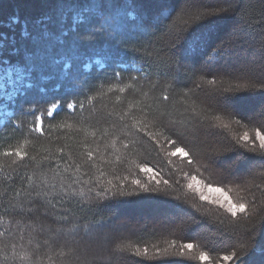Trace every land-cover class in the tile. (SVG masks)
<instances>
[{"label":"snow or ice","instance_id":"6c2138e0","mask_svg":"<svg viewBox=\"0 0 264 264\" xmlns=\"http://www.w3.org/2000/svg\"><path fill=\"white\" fill-rule=\"evenodd\" d=\"M58 2L56 30L37 21L40 30L33 37V50L25 55L23 65L4 58L0 51V111L3 114L0 127H16L15 119L25 112L18 107L19 99L34 86L31 82L34 76L46 72L52 62L59 63L53 59L58 43L65 45L64 51L72 55L73 62L79 58L76 48L79 37L73 36L71 41L62 37L72 32L93 40L100 36L114 38L127 31L136 19L126 10L130 0ZM224 5L209 11L194 4L193 0H184L179 11L194 13L192 23L175 29L179 38L177 44L166 52L160 49L148 57L151 61L148 68L167 64L170 70L175 63L178 69L180 61L175 59L176 47L187 39L192 26L214 16L233 15L237 23L232 36L221 41L213 53L227 56L231 49L242 45L241 34L247 23L230 0H224ZM70 14L71 24L68 25ZM43 20L49 21L51 17ZM170 30L166 25L164 32ZM4 39L8 37L0 33V49ZM253 43L258 55L246 63L219 69L226 79L222 78L220 86L209 93L208 107L199 112L193 109L190 115L186 114V109L185 112L170 110L167 92L157 99L155 106H142L136 101L120 112L106 110V105L96 107L94 101L104 93L88 95L91 87H86V82L81 83L70 71L71 63H65L64 77L71 79L73 86L86 96L90 107L86 120L95 122L94 131L88 133L73 123L59 124L60 129L84 131L85 140L77 142L68 136L66 139L72 143L58 147L54 154L39 160L36 156L29 157L24 144L0 153V157L13 158L0 162V173L4 175L0 181V264H45L43 256L47 257V264H52L53 257L58 264H128L129 261L132 264H192L193 261L211 264L214 234L225 232L235 236L231 245L233 251L222 253L216 264L221 261L223 264H245L249 250L255 248L257 235L264 231V31ZM18 51L13 47L9 56L17 55ZM103 58L115 63L117 69L121 67L112 54L106 53ZM96 62L101 63L100 60ZM104 67L101 64V68ZM114 75L119 79L121 71L116 70ZM41 78L46 80L51 76ZM208 83L215 84L216 80ZM126 87L129 86L120 87L119 92L124 93ZM256 97H259L258 102L246 103ZM116 99L119 101L120 97ZM61 103L59 99L52 102L46 116L52 117ZM66 107L74 112L76 99H70ZM79 110L82 115L86 111L83 101L79 103ZM28 111L34 115L29 132L44 135L45 113L35 115V107ZM213 111L217 114H211ZM102 124L107 127L101 128ZM240 129L243 131H238ZM89 135L95 140L94 146L87 141ZM153 152L167 159L172 166L169 175L175 174V181L166 179L162 169L157 170L148 162H137L140 155ZM176 157L179 165L174 164ZM30 166L33 171L26 178L20 176L19 170ZM125 168L128 174H123ZM137 169L147 179L139 178ZM204 172L209 178H203ZM213 176L218 178L217 182H211ZM14 177H18L15 187L10 183ZM181 178L185 181L183 185ZM174 185L186 189L183 203H190L199 215L185 212L175 219H159L151 226L147 220L143 224L130 220L117 224L113 223L114 215H103L108 205L167 202L166 197L174 191L178 193ZM234 189L235 197L231 195ZM188 193L200 203L189 201ZM175 200L180 201L181 196L177 194ZM205 204L209 207H204ZM217 209L232 218L227 225L218 218ZM240 216L244 217L243 223ZM193 228L199 229L197 243L183 239ZM137 230L150 237L157 233L180 234L181 242L165 239L163 246L159 242H145L143 246L125 243Z\"/></svg>","mask_w":264,"mask_h":264},{"label":"trees","instance_id":"16d2710c","mask_svg":"<svg viewBox=\"0 0 264 264\" xmlns=\"http://www.w3.org/2000/svg\"><path fill=\"white\" fill-rule=\"evenodd\" d=\"M43 1H45L44 4L41 3ZM28 2H30V5L27 4ZM150 2L158 5L152 7ZM230 2L247 23V27L241 34L244 43L231 49L226 58L216 56L213 49H216L221 41H226L232 36L237 21L233 15H219L208 18L192 26L187 33V39L179 43L182 51L175 52V59L180 61L178 69L175 63L172 64L170 70L167 64L154 65L149 69L148 64L151 61L148 57L154 56L160 49H164L166 52L169 49L166 40H173L172 45H176L179 38L175 35V29L192 23L194 13H180L179 11L184 4V0H148V3L147 0H130L126 10L132 12L136 19L130 23L127 31L114 38L100 36L93 40L88 36H80L79 33L72 32L67 37H62L65 41H71L73 36L79 37L76 42L79 58L73 62L72 55L64 51L65 45L60 43L56 45L57 51L54 52L53 59L58 60L59 63L52 62L46 72L33 77L31 82L34 86L28 89L27 94L19 99L18 107L25 109V112L15 119L16 127H0V153L24 144L29 157L36 156L39 160L50 153L54 154L58 147L72 143L66 139L68 136H72L77 142L85 140L84 131L77 132L75 128L71 131L67 128L60 129L59 124L73 123L81 129H86L88 133L94 131L92 125L95 122L89 123L86 120L90 111L86 96L81 95L80 88L73 86L71 79L64 77L63 65L65 63H71L72 68L70 71L76 74L81 83L86 82V87H91V91L87 93L88 95L96 96L97 93H104L103 96L94 101L96 107L106 105V110L120 112L126 109L129 103H135L136 101H139L142 106H155L157 99L167 92L170 96L167 102L170 110L185 112L186 109V114L190 115L193 109L199 112L207 108L210 102L209 93L220 86L222 78L226 79V77H222L219 69L229 65L246 63L257 56L253 41L260 32L264 31V0H230ZM158 6L161 8L157 9ZM198 6L212 11L225 5L224 0H214L212 3H203ZM58 7V0H0V33L8 37V39L3 40V48L0 49L3 57L9 58L13 63L19 61L23 65L25 63L23 58L33 50V37L40 30L37 21L47 23L49 28L55 31L54 22L59 19L57 15ZM44 17H51V20L44 21ZM13 18H16L15 23H13ZM66 23L71 24V14ZM166 25L171 29L168 33L164 32ZM24 32H27L28 35H23ZM196 37L200 39L196 40ZM13 47L19 49V51L17 55L9 56ZM187 51L189 54L186 53ZM106 53H110L117 58L121 66L119 69H117L115 63H109L103 58ZM97 60H100L101 63H97ZM86 64L88 65L87 68H85ZM101 64L105 65L103 69ZM136 69L143 71L137 72ZM116 70L121 71L119 79L114 75ZM145 71L147 72L146 75L144 74ZM45 75H49L51 78L42 79L41 77ZM132 77H136V79L133 80ZM210 80H216V83L209 84L208 81ZM28 82L26 81V83ZM125 85L129 86L126 87L125 92H119V88L125 87ZM110 88L113 91H109ZM144 93H147V95H144ZM118 96L120 97L119 101L116 99ZM72 98L77 101V108L74 112L69 111L66 107L67 102ZM57 99L61 100L62 103L55 110L52 117H47V108ZM258 100L259 97H256L254 100L246 101V103L251 105L258 102ZM81 101L86 106L83 115L79 110ZM32 107H35V115H39L41 112L45 113L44 135L29 132V126L34 120V115L28 110ZM136 114L139 115V112L137 111ZM211 114L217 113L213 111ZM103 127H107V125L102 124L101 128ZM238 131L242 132L243 129ZM97 135L99 136L100 132H97ZM87 141L90 145H95V140L90 135L87 137ZM11 159L13 158L0 157V162ZM173 160L175 165H179V158H173ZM137 162H148L157 170L162 169V174L170 181L177 179L175 174L169 175L172 166L168 165L167 159L158 156L156 152L150 155L147 153L140 155ZM32 171L31 166L28 169L21 168L19 174L26 178ZM135 171L139 178L147 179L144 173H139L138 169ZM122 172L128 174L126 168ZM197 175L198 178H201L199 174ZM203 178H209V174L204 172ZM3 179V173H0V181H3ZM17 179L18 177H14L13 181H10L13 187L17 186L15 183ZM217 179L215 176L210 178L211 182H217ZM184 183L185 181L181 178L180 184L183 185ZM174 187L178 188V193L174 191L171 196L166 197L167 202L136 201L108 205L103 215H118L126 209L139 211L150 206H157L161 210L169 206L172 209L169 211L175 215H177V209L183 211L182 215H185V212L199 215L191 208L190 203H183L186 189L178 185H174ZM177 194L181 196L180 201L175 200ZM235 194L234 189L231 195L235 197ZM188 199L200 203L198 198L191 193H188ZM204 207L207 208L209 205L205 204ZM216 211L219 214L218 218L223 219L225 225L232 220L222 209ZM239 219L243 223L244 217L240 216ZM165 239L169 241L177 239L178 243L181 242L180 234L173 236L167 233H157V235L150 237L137 230L125 243H139L143 246L145 242L149 244L159 242L163 246ZM183 239L194 243L198 242L197 235L192 237L188 233L183 236ZM234 239L235 236L230 232H225L223 235L214 234L211 245L214 250L210 252L211 264H216L222 253L229 254L233 251L231 245ZM55 258H53L52 264L58 263ZM44 260L47 264V258ZM24 264H28V262H24ZM128 264H132V261H129ZM192 264H199V262L193 261ZM220 264H223V262L221 261ZM245 264H264V231L257 235L255 248L249 250V254L245 257Z\"/></svg>","mask_w":264,"mask_h":264},{"label":"rangeland","instance_id":"374dc122","mask_svg":"<svg viewBox=\"0 0 264 264\" xmlns=\"http://www.w3.org/2000/svg\"><path fill=\"white\" fill-rule=\"evenodd\" d=\"M152 1H155V0H152ZM213 1L214 0H193V3L200 5V4H203V3H212ZM41 3L44 4L45 1H43ZM147 3H148V0H147ZM27 4L30 5V2H28ZM150 4H151L152 7L158 5L157 3H151V2H150ZM160 8L161 7L158 6L157 9H160ZM172 43H173V40L172 41L166 40V45H167V47H169V49L174 46V45H172ZM176 51H179V52L182 51L180 45L178 47H176L175 52ZM186 53L189 54L188 51ZM186 53H185V55H186ZM226 57H228V55L224 56V58H226ZM185 60H187V59H185ZM2 119H3V114H2V111H0V120H2ZM176 158H178V157H176ZM170 209H171V207H169V206H168V208H165L164 210H161L157 206H150L149 208H142L139 211H134L133 209H126V210H123L118 215H114L115 219H114L113 223H117L118 224V223H120L123 220H130V221H133V222H138L140 224H143L147 220V221L150 222L149 225H151V223H154L157 220L162 219L164 217H167L169 219H175V218L183 216L182 215V212H183L182 210L177 209L178 212H177V215H175L173 212L171 213V211H169ZM146 210H148V212H146ZM135 212H137L138 214H136ZM198 232H199V229L193 228V230L188 232V234H190L192 237H195ZM42 251H44V250H42ZM45 258H47V257L46 256L42 257V259H45ZM55 259L57 260V258H55ZM56 262H58V261H56ZM56 264H58V263H56Z\"/></svg>","mask_w":264,"mask_h":264}]
</instances>
